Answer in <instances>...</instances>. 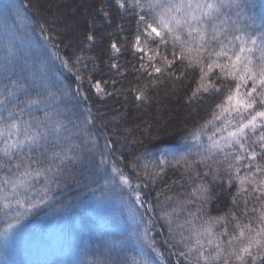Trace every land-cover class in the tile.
<instances>
[{
    "label": "snow or ice",
    "instance_id": "6c2138e0",
    "mask_svg": "<svg viewBox=\"0 0 264 264\" xmlns=\"http://www.w3.org/2000/svg\"><path fill=\"white\" fill-rule=\"evenodd\" d=\"M90 7L81 30L40 0L3 5L25 18L33 9V31L45 44L29 46L25 55L8 42L0 66V210L15 205L19 217L52 200L49 193L69 179L79 183L72 173L93 165L98 151L99 164L111 168L138 206L141 248L161 264L173 257L175 264H264V14L257 16L247 0H96ZM126 17L134 29L121 37ZM104 26L115 33L99 35ZM126 51L136 63L121 65ZM53 61L71 73L67 87L53 77ZM189 76L195 86L180 98L189 108H205L207 118L196 124L192 117L195 126L181 137L186 150L176 144L171 159L161 152L141 164L143 154L133 156L130 176L109 154L120 140L141 143L124 128L135 122L133 109L149 103L161 83L176 95ZM110 102L120 107L108 108ZM94 103L108 111L94 112ZM97 116L102 128L118 133L115 140L104 136L102 150L93 131ZM169 168L179 172L171 184ZM37 185L38 199L25 195ZM221 194L229 197L227 207L213 216ZM154 230L166 231L159 245Z\"/></svg>",
    "mask_w": 264,
    "mask_h": 264
},
{
    "label": "trees",
    "instance_id": "16d2710c",
    "mask_svg": "<svg viewBox=\"0 0 264 264\" xmlns=\"http://www.w3.org/2000/svg\"><path fill=\"white\" fill-rule=\"evenodd\" d=\"M95 2L96 0H90L89 6ZM258 2L255 7L256 13L264 11V0H259ZM92 12L93 9L90 7V10L79 21L81 30H83L84 21L89 18V14ZM33 16L34 10L30 9L27 13V21L30 20L31 27L25 24L24 28L21 27L19 29L20 24L18 19L15 20L13 12L5 11L3 6L0 9V66L4 63L5 48L8 42H14L16 47L25 55L28 53L29 46L35 50L39 45L45 44L40 33L33 31L36 27ZM121 23H124L126 28V32L120 33L121 37L134 29V20L130 17H126ZM109 32L115 33L114 27L104 26L98 29V34L105 37ZM45 46L51 48V45ZM65 51L66 48L64 45H61L60 54L63 55ZM53 63L55 65L53 68V77L67 87L72 83L71 73L61 68L59 61H53ZM120 63L123 66H127L128 63H136V60L130 51H126L121 56ZM72 86L75 87V85ZM189 86H195V78L193 76H189L184 81L183 87L177 91L176 95H171L170 88L166 87L165 83H161L159 90L153 93L152 100L149 103L144 104L139 110L133 109L134 117L136 118L135 122H131L132 118H130V123L124 125V128L131 127L134 130L135 139L141 143L131 144L120 140L117 143L116 152L109 154V160H116L118 165L125 167L127 174L134 176L135 173L132 172L131 167L127 166L128 161L133 156L143 154L141 164H151L160 156L161 152L166 153L169 159H171L172 155L178 154L175 150L176 144L181 145V151H185L186 149L183 147L184 141L181 140V137L185 136L187 130L194 127L195 124L191 122L192 117L185 120L183 118V112H187V110L188 113L194 112V116H198L195 122L196 124L202 123L203 119L207 118V110L205 108H189L185 106V101L180 98L183 91ZM161 102H165L168 105L170 115V118L163 124L157 122L155 111L156 106ZM113 107L119 108L120 105L110 102L108 108ZM97 108L101 113L108 111V109L100 104L94 103V112ZM109 119L110 114L104 118V123H107ZM141 119L143 123H140ZM136 123L140 124L139 129L136 128ZM179 123L182 125H179ZM93 131L99 139V150L104 148L105 135L109 139L115 140L118 134L113 132L110 127L102 128L99 116H97V125ZM120 133L128 135V133L124 132L123 128L120 129ZM164 141H168L169 143H163ZM188 143L191 144L192 142L189 140ZM120 145L124 146L121 147ZM157 145H160V147H157ZM121 154L124 155L123 161L120 160ZM106 168L107 171H105ZM85 169L77 168L72 173L76 176L79 183L69 179L66 187H61L59 190L49 193V195L53 196L52 200L37 204L34 208L19 217L16 216L17 209L15 205L11 208H3V210H0V234L2 236L0 250L6 245L12 248H19L21 244H25L29 247L33 246L36 251L40 249L39 253H36L37 257H41L43 254L51 255L47 247L50 244L48 237H44L43 232H38L41 229H35L32 225L40 221L42 230H45L53 220L59 218L64 220L65 225L63 230H66L68 234V238L65 241L67 242V247L62 248L65 252L66 257L64 261L66 264H132L133 260L141 261L145 259L149 261V264H153L146 257L144 251H141L138 231L134 227L128 228L124 232L115 229H113L114 231H108L105 221L97 222L98 216L101 215V211L97 207V201L103 202L106 200V197L104 198L101 194V189L112 188V193L117 195L119 191H125V185L120 182L118 176L116 177L115 174L113 175L111 173L110 167L99 164L98 151L96 153L95 163L91 166L85 165ZM167 171L171 178L166 177L165 179L171 184L172 180L178 178L179 172L174 168H169ZM2 174L0 173V175ZM158 187H163V185H158ZM39 188L40 186L37 185L36 191L26 193L25 195L38 199V196L42 194L39 192ZM168 194L173 195L172 192ZM221 195L222 198L219 202L213 201V206L210 207V214L213 216L218 215L219 212L225 210L227 207L229 197L223 196V194ZM108 198L110 196L107 197V200ZM181 198H183L182 190ZM27 204L28 201L25 200V207ZM0 208H2V205H0ZM19 210L22 213L24 212L23 208ZM59 253L56 254L58 261ZM12 260L13 258L11 262ZM58 261L56 264H60ZM6 264L10 263L7 261Z\"/></svg>",
    "mask_w": 264,
    "mask_h": 264
},
{
    "label": "rangeland",
    "instance_id": "374dc122",
    "mask_svg": "<svg viewBox=\"0 0 264 264\" xmlns=\"http://www.w3.org/2000/svg\"><path fill=\"white\" fill-rule=\"evenodd\" d=\"M33 2H35V0H33ZM6 3L16 4L18 3V0H0V9ZM40 4L45 8L51 5L52 12H57V8H59V12L57 14L62 15L68 22H79L84 14H86V12L90 10V0H40ZM8 11L13 12V14L15 15V20L18 19V22L20 24L19 29H21V27L24 28L25 24L31 27L30 20L27 21V18H25V14L23 11H21L19 15H17L15 8H12ZM155 111L156 120L159 124H163L170 118L168 105L165 102L159 103L156 106ZM183 114V118L185 120L190 119L195 115L194 112L188 113V110L187 112L184 111ZM179 125L182 124L179 123ZM133 183H135V180L133 181ZM101 194L102 196H104V198L106 197V200L103 201L104 203L102 201H97V207L101 211V215L98 216L97 222L105 221V224L107 225L106 229L108 231H114L113 229H115L117 231L120 230L124 232L131 227H134V229L138 231V217L134 215L135 207L138 206L133 205L127 186L125 185V191L121 190L117 195H114V193H112V188L109 187L104 189L102 188ZM109 196L110 198H108L107 200V197ZM63 221L64 220L57 218L53 220L45 230H42L40 221H37L32 225L35 229H41L38 232H43L44 237H48L50 246L48 245L47 247L51 255L43 254L41 257H37L36 253H39L40 249L36 251L33 246L29 247L25 244H21L19 248H12L11 246L6 245L2 250H0V264H6L7 261L10 264H56L58 261V259H56V254L59 252L58 263L66 264V262L64 261L66 256L62 248L67 247V242L65 241L68 238V234L66 230H63L65 225ZM150 235L153 236V238L159 245L164 238L163 236L166 235V231L163 233L154 230L152 233H150ZM129 239H131V237H129ZM0 240H2L1 234ZM139 242L141 241L139 240ZM142 250L144 251L146 257L150 260V262H152L153 264H161L155 253H151L148 249L141 248V251ZM12 258L13 260L11 262ZM172 264H175L174 257L172 258Z\"/></svg>",
    "mask_w": 264,
    "mask_h": 264
}]
</instances>
